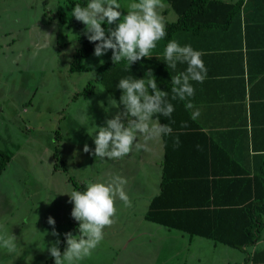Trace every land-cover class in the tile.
<instances>
[{"label":"rangeland","instance_id":"obj_1","mask_svg":"<svg viewBox=\"0 0 264 264\" xmlns=\"http://www.w3.org/2000/svg\"><path fill=\"white\" fill-rule=\"evenodd\" d=\"M77 1L0 0V148L11 158L0 174V235L16 237L15 251L0 246V264H55L47 249L59 240L63 253L64 234L78 235V222L71 217L74 205L66 193L115 175L127 182L139 176L125 186L130 206L116 199V214L103 240L75 264H153L158 263L153 252L158 248L171 249L160 263L242 261L250 249L243 252L145 219L149 192L144 174L117 171L136 159L137 150L119 159L93 155L95 126H105L123 110L109 105L111 95L96 81L101 65L112 62L111 50L101 57L93 53L82 60L80 71H71L81 46L71 14ZM132 2L118 0L123 15ZM163 4L160 14L169 9V17L177 15L166 0ZM102 27L108 34L116 23ZM86 113L88 129L78 119ZM50 216L58 237L50 234Z\"/></svg>","mask_w":264,"mask_h":264},{"label":"crops","instance_id":"obj_2","mask_svg":"<svg viewBox=\"0 0 264 264\" xmlns=\"http://www.w3.org/2000/svg\"><path fill=\"white\" fill-rule=\"evenodd\" d=\"M212 1L234 6H218L210 11L207 18L219 23L218 26L173 31L158 41L156 48L150 50V57L145 58L159 89L166 92H171L172 75L187 67L178 63L176 69H168L164 61L168 41L175 39L182 46L190 44L200 51L207 69L202 83L192 82L195 94L190 100L194 109L186 110V101L177 99L171 101L175 107L171 118L161 116L164 123L173 128L172 134L166 136L171 153L167 163L169 174L182 175L175 176L174 180L193 178L196 183L188 186L189 192L185 195L173 190L174 195L177 193L173 195L175 201L206 203L210 197L213 200L216 193L218 199L231 206H240L235 204H244L250 194L247 180L258 178L260 188L264 183V0ZM161 15L166 26L179 19L178 15L169 17V9L162 11ZM194 110L200 113L196 120L190 117V111ZM182 122H187L188 127L181 128ZM176 136H179L180 145L174 148ZM135 154L136 159H128L123 170L117 168V171L144 174L142 183L145 193L149 192L148 212L153 199L162 192L167 159L164 137L149 142L147 149L137 150ZM138 177H128L126 185H131L132 180L136 183ZM243 248V252L250 249V254L233 264H264V229L256 244ZM167 250L171 251L168 248L153 250L158 259V263L153 264H173L166 260L159 262ZM198 261V264L206 263L201 258Z\"/></svg>","mask_w":264,"mask_h":264},{"label":"clouds","instance_id":"obj_3","mask_svg":"<svg viewBox=\"0 0 264 264\" xmlns=\"http://www.w3.org/2000/svg\"><path fill=\"white\" fill-rule=\"evenodd\" d=\"M163 7V0H134L129 5L127 14L123 15L118 0H88L86 6L76 4L71 14L86 26L85 35L95 44V56L101 57L111 50L114 64L127 60L131 66L144 57H150V50L156 48L157 42L166 36L164 17L158 11ZM105 22L108 25L116 23L115 28L107 30L108 34L102 27ZM164 61L168 69H176L178 63L187 65L186 70L172 75L171 92L159 89L150 70L144 78L129 76L119 80L116 87L121 90L122 95L119 101L110 96L109 105L118 109L122 105L123 111L108 119L105 126H95L96 131L91 135L95 143L93 155L119 159L134 149H147L149 142L159 141L172 134L171 124H164L159 120L160 116L171 118L175 111L171 101H186V110L194 109L190 100L195 94L192 82L202 83L207 74L202 53L190 44L182 46L173 39L166 44ZM199 115V110L190 111L192 120H196ZM88 117V113L78 117L83 127L87 128ZM187 127V122H182L181 128ZM179 145V136H176L173 147ZM83 151H91L88 144L84 145ZM126 184L125 178L115 175L108 181H89L83 191L66 193L70 197L69 203L74 205L71 217L78 222V235H73L72 232L64 234L66 248L63 253L58 246L59 240L47 249L55 264H75L91 254L103 240L104 229L113 223L116 199L125 206H130L125 191ZM48 223L53 228L50 234L58 237L55 219L50 216ZM15 240L14 235H0V246L13 252L16 249Z\"/></svg>","mask_w":264,"mask_h":264},{"label":"trees","instance_id":"obj_4","mask_svg":"<svg viewBox=\"0 0 264 264\" xmlns=\"http://www.w3.org/2000/svg\"><path fill=\"white\" fill-rule=\"evenodd\" d=\"M170 7L177 13L179 19L174 24L166 26V36L176 30L194 31L198 29L212 28L218 26L213 19L207 18L214 7L223 6L233 8L212 0H166ZM88 0H78L75 4L86 6ZM75 27L78 31L80 48L75 54V60L71 65V71L76 72L82 69V60L94 53L95 44L90 42L85 35L86 26L75 19ZM165 36V37H166ZM149 70L146 58L133 63L131 66L127 60H121L118 64L107 62L98 69L96 81L101 83L111 97L119 101L122 95L116 85L121 78L136 77L144 78ZM89 92L86 90L85 93ZM123 110V106L120 107ZM161 123L164 119L159 117ZM166 124V123H164ZM168 138V137H167ZM168 140L164 136L167 159L164 167L162 192L153 199L150 208L145 216L146 220L163 225L169 229L185 232L191 236H200L221 243L232 248L243 250L245 246H252L257 243L260 234L264 229V183L263 188L259 187L260 180H247L249 182V197L243 203L231 206L227 201L218 199L216 193L206 203L178 202L173 190L185 195L190 184H196L193 178L174 180L176 175H170L168 165L171 153ZM169 160V161H168ZM11 161L10 156L0 148V174L8 167ZM172 173V172H171ZM176 177H182L178 175ZM173 182L176 188L172 187ZM173 188V189H172ZM174 195V196H173ZM211 196V190L209 189ZM234 205V204H232ZM213 207V209H212ZM65 239V238H64ZM64 241V240H63Z\"/></svg>","mask_w":264,"mask_h":264}]
</instances>
